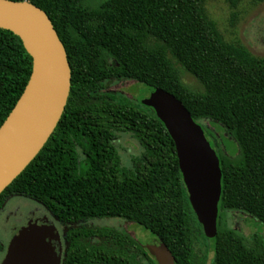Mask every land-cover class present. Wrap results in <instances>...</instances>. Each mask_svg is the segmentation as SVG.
I'll return each instance as SVG.
<instances>
[{"label": "trees", "instance_id": "obj_1", "mask_svg": "<svg viewBox=\"0 0 264 264\" xmlns=\"http://www.w3.org/2000/svg\"><path fill=\"white\" fill-rule=\"evenodd\" d=\"M10 1L48 15L72 77L60 121L0 195V212L15 196L40 204L64 229L62 264H158L125 230L88 226L103 218L151 232L176 264H264L263 238L231 228L225 214L245 213L264 224V58L223 38L206 14L207 0ZM32 71L20 37L0 28V128ZM110 81L164 90L197 124H221L240 146L241 156L232 158L207 139L220 160L222 195L214 249L205 247L202 256L196 245L203 227L172 137L152 108L107 93ZM121 133L143 148L130 168L115 145Z\"/></svg>", "mask_w": 264, "mask_h": 264}, {"label": "water", "instance_id": "obj_2", "mask_svg": "<svg viewBox=\"0 0 264 264\" xmlns=\"http://www.w3.org/2000/svg\"><path fill=\"white\" fill-rule=\"evenodd\" d=\"M0 28L22 40L33 59L31 78L0 128V195L37 156L65 110L71 87L66 49L48 15L29 2L0 0ZM141 103L152 108L172 137L189 200L207 238L217 235L222 195L220 160L184 105L170 93L150 89ZM53 227L36 224L18 230L2 264H60ZM146 249L158 264H176L169 248L157 240Z\"/></svg>", "mask_w": 264, "mask_h": 264}, {"label": "rangeland", "instance_id": "obj_3", "mask_svg": "<svg viewBox=\"0 0 264 264\" xmlns=\"http://www.w3.org/2000/svg\"><path fill=\"white\" fill-rule=\"evenodd\" d=\"M205 11L208 17L217 24L218 30L227 42L246 48L255 57L264 58V2L207 0ZM185 79L191 85L197 86L193 78L186 76ZM149 90L144 85L132 81L105 83L107 93L114 95L117 99L123 97L132 103H138V100H141ZM200 125L205 127L207 139L214 146L218 145V150L232 158L241 156L240 146L221 124L209 122V125H206L204 122H200ZM115 145L121 156L122 165L127 168L132 167L133 158L140 156L143 152L140 143L131 134L121 133ZM225 214L231 228L240 231L246 237L257 235L264 240V224L262 222L245 213L226 211ZM34 220L46 221L50 226L44 227H53L58 235L63 236V227L54 218H51L40 204L28 198L15 196L9 199L4 210L0 212V240L8 245L17 229L27 227L28 223ZM37 226L41 227L39 224ZM88 226L121 228L145 247L147 244L157 241L151 232L137 224L128 223L124 219L103 218L89 221ZM205 247L214 249V241L207 238L205 234H201L198 236L196 245L197 252L201 256L205 253ZM3 256L0 254V264L4 259Z\"/></svg>", "mask_w": 264, "mask_h": 264}, {"label": "flooded vegetation", "instance_id": "obj_4", "mask_svg": "<svg viewBox=\"0 0 264 264\" xmlns=\"http://www.w3.org/2000/svg\"><path fill=\"white\" fill-rule=\"evenodd\" d=\"M4 210V209H3ZM2 210V211H3ZM1 211V212H2ZM49 215V214H48ZM50 216V215H49ZM51 217V216H50ZM52 218V217H51ZM34 224H39L41 227L42 226H50V225H48V223L46 222V221H41V220H34V221H30L29 223H28V225H27V227H29L30 225H34ZM27 227H23V228H27ZM23 228H19V229H17L15 232H14V234L18 231V230H20V229H23ZM14 234H13V236H14ZM13 236H12V238H13ZM12 238L10 239V242L8 243V245H5L4 244V242L2 241V240H0V242L2 243V245H3V250L2 251H0V254H2V255H4L3 257H4V259H3V261L5 260V258H6V255H7V252H8V248H9V246H10V243H11V240H12ZM48 243H50L53 247H54V250H55V257L57 258V259H61L62 260V258H63V253H64V248H65V243H64V238H63V236H61L60 234H59V236H58V241H52V242H50V240L48 239ZM3 261H2V263H3ZM1 263V264H2ZM60 264H62V261L60 262Z\"/></svg>", "mask_w": 264, "mask_h": 264}]
</instances>
